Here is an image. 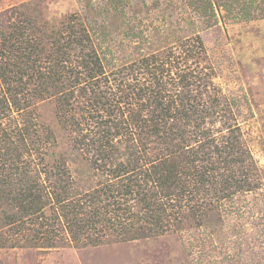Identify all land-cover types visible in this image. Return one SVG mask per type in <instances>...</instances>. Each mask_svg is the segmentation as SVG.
<instances>
[{"label":"trees","instance_id":"trees-1","mask_svg":"<svg viewBox=\"0 0 264 264\" xmlns=\"http://www.w3.org/2000/svg\"><path fill=\"white\" fill-rule=\"evenodd\" d=\"M190 1L200 17L211 20L236 11L249 20L257 10V0ZM32 2L38 6L0 14V125L11 112L23 123L15 132L0 127V230L9 232L0 249L7 248L9 238L46 252L221 229L223 205L258 190L263 169L240 128L226 125L232 104L220 92L212 93L210 76L197 71L200 58H207L200 36L177 38L180 54L175 47L159 49L112 72L118 79L137 69L148 75L144 82L123 78L114 91L106 71L113 55L108 46L117 35L133 41L135 27L126 14L93 11L85 0L83 20L75 15L51 28L42 2ZM174 60L181 66L179 91L163 81L172 74ZM45 101L55 103L73 155H92L89 169L99 178L96 187H75L69 163L76 157L42 149L53 138L52 130L42 136L39 127L36 104ZM215 117L226 118V133L207 128Z\"/></svg>","mask_w":264,"mask_h":264},{"label":"rangeland","instance_id":"rangeland-1","mask_svg":"<svg viewBox=\"0 0 264 264\" xmlns=\"http://www.w3.org/2000/svg\"><path fill=\"white\" fill-rule=\"evenodd\" d=\"M32 1L0 0V14L11 15L16 9L26 11L23 6L37 5ZM39 1L45 8L51 28L68 24L71 16H81L83 20L82 16L87 15L88 11L85 0ZM154 1L160 2L158 8L152 7ZM89 2L93 11L102 14L114 13L115 9L122 10L123 14H126L125 19L135 27L137 38L134 37L132 42L118 35L111 40L108 47L114 56L109 55L107 58L111 62L106 66L109 76L112 72H118L124 65L139 61L159 49L169 50L175 47L174 51L180 54L181 49L176 45L177 38L190 40L200 36L207 58H203V61L200 58L201 66L196 70L210 76L212 93L220 92L222 97L232 104L226 125L235 124L240 128L255 163L263 169L262 186L256 191L241 193L223 205L224 221L221 229L212 231L204 228L159 238L84 249L67 245L46 252L40 251L41 249L23 239L9 238L7 248L0 249V264H264V1L255 2L254 7H257V10H252L249 20L247 17L240 18L244 16V12L239 11L231 16L225 12L218 13L214 20H211V16L200 17L191 7L190 0ZM136 8H143L144 11L134 13ZM101 21L106 24L108 22L101 19L99 23ZM152 41L162 43L152 48L149 45ZM172 63L173 72L170 76H165L163 81L168 84L170 90H178L177 71L181 66L176 64V60ZM194 67L195 65L193 69ZM114 74L116 77L110 76L114 91L117 88L116 83L123 78L130 82L137 79L144 82L148 79L144 69H137L129 77L121 74L119 79L118 74ZM105 88L107 89L106 86ZM36 106L40 112L41 124H38L42 128V136L47 135L46 129L53 131V138L49 143H43L42 149L48 154H66L74 159L76 157L77 162L69 163L76 182L75 187L82 191L96 187L99 178H94L89 169L92 155H73L72 147L58 121L55 103L45 101ZM11 116L9 120L1 121L0 127L15 132L23 125L22 118L17 112H11ZM225 119L215 117L208 121L207 128L224 130L226 133ZM33 149L32 158H36L38 163L39 159ZM47 158L50 159V156ZM119 199L122 200L120 197ZM51 214L52 209L47 208L46 215ZM7 230L8 228L0 230V239L8 238Z\"/></svg>","mask_w":264,"mask_h":264}]
</instances>
